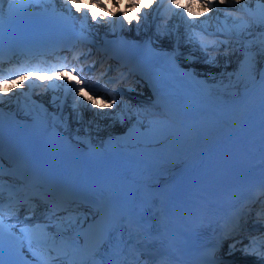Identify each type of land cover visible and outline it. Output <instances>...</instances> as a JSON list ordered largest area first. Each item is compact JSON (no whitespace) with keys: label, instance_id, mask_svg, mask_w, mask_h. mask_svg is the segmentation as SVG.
I'll return each instance as SVG.
<instances>
[{"label":"bare ground","instance_id":"bare-ground-1","mask_svg":"<svg viewBox=\"0 0 264 264\" xmlns=\"http://www.w3.org/2000/svg\"><path fill=\"white\" fill-rule=\"evenodd\" d=\"M253 1V0H250ZM256 1V0H255ZM149 0H146V4L148 5ZM229 0H225V5H228L231 7V12L224 14L227 16V20L230 24H235L234 27L230 26L229 34L232 35V38L237 35V32L239 31V35L245 38V41L239 42V41H225L224 43L226 45H232L233 47L236 44H246L247 48L253 52V43H255L256 46H258V49L261 50V57L264 60V24L259 21H249L245 18L243 15H238L235 11L237 6L241 5V0L238 1V5H231L228 3ZM262 4H264V0H260ZM148 7V6H147ZM234 9V11H233ZM137 9H133L131 11V14L133 17H136ZM241 18V20H240ZM135 19L132 18V21ZM246 22L247 27L243 28L241 27V22ZM214 26L216 27L215 22H213ZM166 25L163 22L158 23V26L155 28V35L159 37V35H163V32H161V27ZM132 28L135 26L138 29L142 31L143 34L148 35L149 33V24L148 22L140 19L139 21L133 22L131 24ZM95 27L99 30H111L114 33L116 32L112 28H110V25L108 23H102L99 24L98 21H95ZM131 28V29H132ZM166 37H169L168 34H165ZM170 41V38H169ZM166 43L168 41L166 40ZM225 52H223V59L215 58V64L217 63L219 65V68H216L215 64H207L206 68L200 67L202 62L194 64L199 69V73L203 76H208V73H212V77L209 78V87L206 86L207 91L208 90H217V93H233L235 89L238 88L245 80H241L245 74V72H241V65H240V53L242 51H237L224 48ZM214 49H211L209 51L212 53ZM208 52L211 59H214L213 57L219 54L212 53V55ZM233 52V54H232ZM255 58L252 60V64L248 70L254 71L255 69H258V58L256 55H254ZM186 58V57H185ZM243 59H245L243 57ZM228 60L229 64L224 66V62ZM241 60V59H240ZM257 64V65H256ZM192 65V64H191ZM256 65V66H255ZM190 66V65H189ZM255 67V68H254ZM225 68V72L222 73V69ZM247 70V71H248ZM232 73V76H230V73ZM229 94L228 96H233ZM131 110L133 112V120L126 119L124 116L121 117L122 114L118 111L114 110L115 114H117L114 118L111 116L107 118L106 116H100L99 118H94L90 125H89V131L93 137L98 139H104L106 136L109 135H116L118 133H122L126 130V127L130 126L134 120L141 123L143 126H152L155 131L160 130H166L168 132L172 131L174 129L173 125L169 122L161 119L157 120H145L142 119L139 116V110H137L134 106L131 107ZM257 110V114L255 117L252 116L253 112ZM96 115V114H95ZM114 120L115 124L110 125V120ZM221 123V122H220ZM264 124V86L257 92V94L254 96L253 100L242 107L238 112H236L233 116V118L223 121L220 126H218L216 129L212 130L208 135L204 136L202 142L198 145H195L194 142H189V137L192 135V132L180 130L178 136L185 139V142L194 149V157L196 156H205L207 154H219L223 152L224 150H229L232 146L237 144L240 140L244 139L247 135H249L252 131H255L260 126ZM209 128V126L207 127ZM210 130V129H208ZM155 139H157V136L155 135ZM96 140V141H97Z\"/></svg>","mask_w":264,"mask_h":264},{"label":"snow or ice","instance_id":"snow-or-ice-1","mask_svg":"<svg viewBox=\"0 0 264 264\" xmlns=\"http://www.w3.org/2000/svg\"><path fill=\"white\" fill-rule=\"evenodd\" d=\"M6 2V0H0V47H2V33L5 23L4 18V10H3V4ZM9 3V10H8V20L11 22V20L20 12V5H31L33 2L39 4L42 3L43 0H7ZM72 5L75 7L77 11H80L82 8L81 0H71ZM93 4H96L97 6L103 8L104 5L99 3V0H92ZM171 4L176 5V7H179V4L177 3V0H171ZM205 7L212 9L214 6L212 4H205ZM132 7H138V5H132ZM246 7V6H245ZM25 11L27 9H24ZM91 9L89 8L85 12V19L87 18L88 12H90ZM168 11H172V8L169 7ZM68 12L71 13V8H68ZM261 12L264 13V8L261 9ZM176 15L183 18L184 13H176ZM95 15L93 14V19H95ZM146 18V17H145ZM135 19V17H133ZM131 22V21H129ZM248 25L246 22H241V27L246 28ZM239 31L237 32V35H239ZM189 39L191 40L192 37L190 36ZM201 47L205 50L208 47V44L201 42ZM250 61L249 54H246L245 61L241 63V72H245L248 69ZM209 63H212L210 60ZM66 70V65H61L58 68H48V69H32L31 71H39L41 73L47 72L49 76L55 75L56 73H63V71ZM71 71H76L75 69H68ZM77 75H80L79 72L76 73ZM14 73H9L8 76L0 75V82H4L5 80H9L13 78ZM184 76L189 78H194V73H184ZM18 78V76H17ZM63 78V77H61ZM80 80L83 81L84 77L80 75ZM198 83H202L199 82ZM20 87H24L23 84L20 85ZM32 87H35L33 84H29L28 88L31 89ZM59 88H64L65 93H77L82 94L85 91L84 87L79 86H73L71 88L67 87L66 85H60L56 83H49L46 85V90H51L55 92ZM88 91L92 93V95L95 97L97 93L91 88L88 87ZM58 97L53 95L52 97V103L55 104ZM105 102L107 103V106L109 108H112L114 105H118L120 101H118L114 96L112 97L111 101L109 102L107 97L104 98ZM73 106L74 108H77L83 104L82 101L75 100V97H73ZM3 98H0V103H3ZM43 107V106H41ZM44 112L47 113V109H44ZM151 128V126H150ZM135 133V138L137 139L138 143H143L145 141L150 142L152 139H155V133L150 130L148 133H139L135 129V126L133 129H130L129 135H132ZM3 165L0 164V201H2L3 193H4V181H3ZM10 196L13 195L11 187L9 188ZM30 199V198H28ZM25 201H17V203H25ZM12 209L9 210V216L14 215ZM31 216H26L25 219H30ZM81 219H87L86 217H74L65 219L64 217H57L54 221L51 222V224H34V225H25L19 227V234H17L13 229L16 227V225L12 224H5L4 221V209L3 204L0 203V264H6V261L4 259V245H5V233H7V238L9 242V249H10V259L7 262V264H19V261L16 259V257L22 256V249L26 246L28 251L36 258L37 264H55L57 257H67L68 251L71 250L73 252L80 250L83 248L88 256V261L91 262V264H96V253L101 249L103 244L109 242V234L111 232L110 225L104 220H93L92 223H90L85 229L79 221ZM49 227H54L57 229V232L54 234L50 232L48 229ZM75 228L77 230L78 235H83L86 237L85 243L83 246H81L79 240H72L69 237H66L63 235L64 232L68 230V228ZM93 234L95 239L89 243V240L87 239L89 234ZM123 243V241H121ZM234 247V245H233ZM119 248L114 249V252L117 254L119 253ZM247 251V250H246ZM51 252H55L56 256L50 255ZM261 256L264 257V252L261 253ZM88 261L82 262V264H88ZM109 264H123L122 261L119 259L110 261Z\"/></svg>","mask_w":264,"mask_h":264},{"label":"rangeland","instance_id":"rangeland-1","mask_svg":"<svg viewBox=\"0 0 264 264\" xmlns=\"http://www.w3.org/2000/svg\"><path fill=\"white\" fill-rule=\"evenodd\" d=\"M133 34H135L136 35V33H133ZM241 37V36H240ZM255 43H257V42H254L253 44V52L252 51H250V53L253 55V57L252 58H255V56L254 55H256L257 56V58H258V67L260 66V63L262 62V60H263V58L261 57V50L260 49H258V46H256V44ZM233 48H235V47H233ZM237 51H240L241 52V50H238V49H236ZM235 51V50H234ZM233 51V52H234ZM233 52H232V54H233ZM246 52H248V50L246 51ZM216 53H220L218 56H216L217 58H220V59H223V57H222V55H223V53L220 51V50H218V51H216ZM245 55H246V53H245ZM245 55L243 54V53H240V58H239V61L241 62V61H243V60H245V59H243V57L245 58ZM201 57V56H200ZM241 59V60H240ZM212 61V63H209V61ZM225 61V60H224ZM202 62V64L200 65V67H204V68H206V66H207V64L209 63V64H215V59H211V58H209V59H206V60H204V61H201ZM200 63V62H199ZM224 66L226 65H228L229 64V62H228V60H226L224 63ZM252 64V63H251ZM251 64H249V66H248V69L250 68V66H251ZM256 64V65H257ZM255 65V66H256ZM215 66H216V68H219V65L216 63L215 64ZM255 68V67H254ZM247 69V70H248ZM199 70V69H198ZM225 72V68H223L222 69V73H224ZM232 73L233 72H231L230 73V76H232ZM211 72L210 73H208V76L207 77H212L211 76ZM256 78V71L254 70V71H252L251 72V70H248V71H246V74H245V76L241 79V80H245V82H243L240 86H243V85H246V84H248V83H250L251 81H253L254 79ZM240 86H238V87H240ZM238 89V88H237ZM237 89H235L234 91H233V95H236V91H237ZM215 92H217V90H213V92L212 93H215ZM222 93V92H221ZM229 94H231V93H227V94H225L224 93V95H229ZM207 122V121H206ZM112 125V124H111Z\"/></svg>","mask_w":264,"mask_h":264}]
</instances>
